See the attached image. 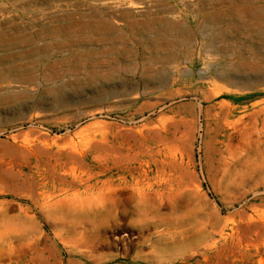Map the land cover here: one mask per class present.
Segmentation results:
<instances>
[{"label": "rangeland", "instance_id": "374dc122", "mask_svg": "<svg viewBox=\"0 0 264 264\" xmlns=\"http://www.w3.org/2000/svg\"><path fill=\"white\" fill-rule=\"evenodd\" d=\"M0 264H264V0H0Z\"/></svg>", "mask_w": 264, "mask_h": 264}]
</instances>
